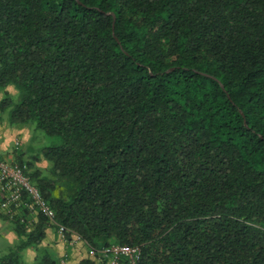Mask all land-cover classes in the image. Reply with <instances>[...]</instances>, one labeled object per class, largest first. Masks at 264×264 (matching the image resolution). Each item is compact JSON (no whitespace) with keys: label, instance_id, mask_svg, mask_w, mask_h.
Masks as SVG:
<instances>
[{"label":"trees","instance_id":"1","mask_svg":"<svg viewBox=\"0 0 264 264\" xmlns=\"http://www.w3.org/2000/svg\"><path fill=\"white\" fill-rule=\"evenodd\" d=\"M7 110L53 138L48 175L15 161L96 259L264 264V0H0ZM30 214L0 211V264H60Z\"/></svg>","mask_w":264,"mask_h":264},{"label":"built area","instance_id":"2","mask_svg":"<svg viewBox=\"0 0 264 264\" xmlns=\"http://www.w3.org/2000/svg\"><path fill=\"white\" fill-rule=\"evenodd\" d=\"M26 169L25 164H20L15 160L0 159V205L2 210L13 216L17 209L24 204L33 213H41L46 216L51 226H55L59 235L67 242L72 244L81 240L82 238L76 232L57 222L55 210L44 198L40 189L32 183ZM69 233L70 238H68ZM90 252L96 257L95 250L90 249ZM99 254V259L105 264H139L142 248L139 245L112 244L102 248Z\"/></svg>","mask_w":264,"mask_h":264},{"label":"rangeland","instance_id":"3","mask_svg":"<svg viewBox=\"0 0 264 264\" xmlns=\"http://www.w3.org/2000/svg\"><path fill=\"white\" fill-rule=\"evenodd\" d=\"M9 92L13 95L17 94V91L10 86ZM18 141V143H17ZM53 142V138L48 136L43 130L37 129L35 125H16L12 124L9 120V111H0V159L10 160L7 154H12L14 156L20 155L23 153V159L25 161H32L36 168L42 170V174L48 175L51 163L45 159L35 160L42 154L43 148L50 145ZM0 211L3 214L5 213L0 205ZM8 215V214H7ZM39 214H35L31 211L30 214V223L31 225L37 221ZM0 222L3 224V227H0V251L7 248L8 245L15 243L17 240V235L13 230L12 224L9 220H6L0 217ZM55 228L56 233L59 235L57 228ZM15 237V238H14ZM60 240L64 243H69L64 240L60 235ZM77 243H84L87 247V254L89 257L96 259V257L90 252V249L85 241L79 240L75 241L69 245L73 246ZM45 247V245L42 243ZM57 247V246H56ZM54 254H56L60 259V264H68L70 258L64 252L61 256L58 255L61 252H58L56 249L49 248ZM29 250V249H28ZM37 251L31 249V252H26V259L29 263H32ZM97 262H101L99 258L96 259Z\"/></svg>","mask_w":264,"mask_h":264},{"label":"crops","instance_id":"4","mask_svg":"<svg viewBox=\"0 0 264 264\" xmlns=\"http://www.w3.org/2000/svg\"><path fill=\"white\" fill-rule=\"evenodd\" d=\"M7 155L10 160H15L14 155ZM0 227H3V224H1V222ZM43 244L47 248L51 247L53 250L56 249L58 252H61L60 254H58L60 256L64 252H66V255L70 258L68 264H78V262L82 259L89 257L87 254V247L84 245V243H77L73 246L69 245L70 243H64L62 240H60V237L56 233L55 228L53 226L47 227L46 238L44 239ZM29 252H31V249L28 250V254Z\"/></svg>","mask_w":264,"mask_h":264},{"label":"water","instance_id":"5","mask_svg":"<svg viewBox=\"0 0 264 264\" xmlns=\"http://www.w3.org/2000/svg\"><path fill=\"white\" fill-rule=\"evenodd\" d=\"M223 86V85H222Z\"/></svg>","mask_w":264,"mask_h":264}]
</instances>
